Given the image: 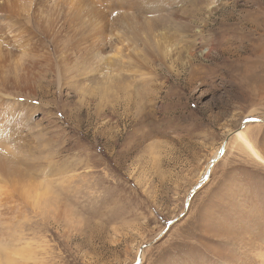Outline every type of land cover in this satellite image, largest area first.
<instances>
[{
	"label": "rangeland",
	"instance_id": "374dc122",
	"mask_svg": "<svg viewBox=\"0 0 264 264\" xmlns=\"http://www.w3.org/2000/svg\"><path fill=\"white\" fill-rule=\"evenodd\" d=\"M142 2L91 49L18 22L0 264H264V0Z\"/></svg>",
	"mask_w": 264,
	"mask_h": 264
},
{
	"label": "bare ground",
	"instance_id": "6f19581e",
	"mask_svg": "<svg viewBox=\"0 0 264 264\" xmlns=\"http://www.w3.org/2000/svg\"><path fill=\"white\" fill-rule=\"evenodd\" d=\"M109 1L110 0H0V38L2 41H5L6 45L2 46L0 43V84L18 78L15 67L18 66L19 62L13 61L12 49L23 46L28 35V33L23 30L25 28L18 25V22H21L24 18L31 17L35 19L42 32L47 37H51V40H58L59 37L62 38L65 34L70 42L63 46H59L64 52L72 50L74 47L79 48L78 46L83 44L87 45L86 48L89 49L95 48L99 44L103 45V42L107 41L105 37H108L106 32H111L109 30L116 31L113 36L119 40L118 44L121 43L122 38L125 37L122 36V33H131L134 37V34L136 35L137 31L142 28V26L141 22L138 24L137 28L134 26H131V28L129 26V21L132 19V9L142 8L147 10L150 8L144 6L142 0H123L125 7L123 9L124 11H122V0H116L121 3L116 2L114 5H109ZM105 4L110 7V11L109 8L104 7ZM113 12L117 13V15L113 16ZM125 39L128 40L127 37H125ZM94 42L96 44H94ZM130 44L133 45L134 43L130 42ZM122 45L123 44H121V46ZM136 46L138 47L137 44ZM68 55L69 53L67 56ZM19 76L21 77V75ZM235 136L258 161L264 164V159L253 144L249 142L242 128L235 131ZM216 157L218 156H214L213 158ZM212 159L208 161L207 166H205V169L202 171L203 178L207 176V172L212 165ZM139 254L141 255V253Z\"/></svg>",
	"mask_w": 264,
	"mask_h": 264
},
{
	"label": "snow or ice",
	"instance_id": "6c2138e0",
	"mask_svg": "<svg viewBox=\"0 0 264 264\" xmlns=\"http://www.w3.org/2000/svg\"><path fill=\"white\" fill-rule=\"evenodd\" d=\"M112 15L115 16V15H117V13L113 12ZM254 119H257V117L249 116V117L245 118L244 122H247L248 120H254ZM137 264H138V262H137Z\"/></svg>",
	"mask_w": 264,
	"mask_h": 264
},
{
	"label": "water",
	"instance_id": "95a60500",
	"mask_svg": "<svg viewBox=\"0 0 264 264\" xmlns=\"http://www.w3.org/2000/svg\"><path fill=\"white\" fill-rule=\"evenodd\" d=\"M254 120H256V119H254ZM216 161V158H213L212 159V163H214ZM210 169V168H209Z\"/></svg>",
	"mask_w": 264,
	"mask_h": 264
}]
</instances>
